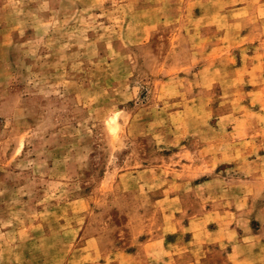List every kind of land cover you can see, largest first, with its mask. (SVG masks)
Returning a JSON list of instances; mask_svg holds the SVG:
<instances>
[{
	"label": "rangeland",
	"instance_id": "374dc122",
	"mask_svg": "<svg viewBox=\"0 0 264 264\" xmlns=\"http://www.w3.org/2000/svg\"><path fill=\"white\" fill-rule=\"evenodd\" d=\"M0 264H264V0H0Z\"/></svg>",
	"mask_w": 264,
	"mask_h": 264
}]
</instances>
